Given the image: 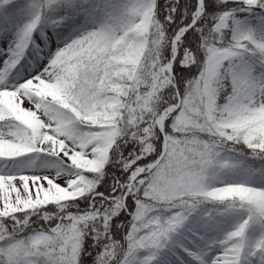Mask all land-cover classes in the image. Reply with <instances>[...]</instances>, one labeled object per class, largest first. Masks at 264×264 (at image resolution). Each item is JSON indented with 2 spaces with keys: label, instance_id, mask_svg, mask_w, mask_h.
I'll list each match as a JSON object with an SVG mask.
<instances>
[{
  "label": "snow or ice",
  "instance_id": "6c2138e0",
  "mask_svg": "<svg viewBox=\"0 0 264 264\" xmlns=\"http://www.w3.org/2000/svg\"><path fill=\"white\" fill-rule=\"evenodd\" d=\"M0 264H264V0H0Z\"/></svg>",
  "mask_w": 264,
  "mask_h": 264
}]
</instances>
